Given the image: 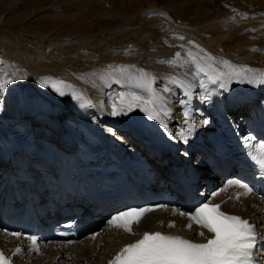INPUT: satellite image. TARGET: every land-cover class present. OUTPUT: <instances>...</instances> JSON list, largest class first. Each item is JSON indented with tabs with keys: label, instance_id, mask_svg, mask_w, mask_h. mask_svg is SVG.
<instances>
[{
	"label": "bare ground",
	"instance_id": "1",
	"mask_svg": "<svg viewBox=\"0 0 264 264\" xmlns=\"http://www.w3.org/2000/svg\"><path fill=\"white\" fill-rule=\"evenodd\" d=\"M236 5L237 12L229 6L227 9L230 13L226 10L228 13L217 14L209 10L201 19L193 16L192 22L184 25L169 20L160 27L155 25L152 28L148 24L150 20L148 23L129 21L124 31L122 29L119 33L106 35L109 39L102 36L101 39L105 38L100 40L103 45L93 48L89 47L90 42L87 41H82L75 48L63 44L56 46L52 40L41 43L32 36V39L21 40L18 36L13 37L7 29L0 28V61L3 62L0 63V78L13 80L0 98V116L22 108L35 134L59 147H72L63 132V122H76L78 118L74 99L71 95L61 97L52 88L38 83L44 77H53L83 93L85 100L91 103H78L88 107L106 133L121 141L123 148L138 158L149 155L152 142H158L159 122L149 119L139 109L127 115H111L110 105L122 92H134L145 101L153 93L155 97L162 98L163 104L170 110V116L165 118L167 124L178 137L181 129L187 128L184 117L186 110L191 114L188 123L194 124L196 130H214L210 125L211 117L204 109L198 80L180 70V67L161 61L174 58L177 51L183 54L188 48L194 53L199 52L194 47L199 45L204 50L202 56L210 54L217 61L227 60L264 74V0H236ZM110 15L124 17L113 12ZM73 18H66L63 23ZM181 45L184 47L181 48ZM215 66L226 70L219 63ZM261 87L264 95V84ZM239 112H243V109L240 108ZM205 120L208 123L205 124ZM192 153L198 151L194 149ZM178 154L185 156L184 150L178 151ZM153 161L149 159L151 164ZM194 164L196 169L205 171V177L209 176L203 154H197ZM166 167H155L156 173L162 174ZM0 182H5L4 176L0 177ZM11 183L16 187L12 202L25 200V184L14 179ZM233 188L235 192H232ZM242 191L243 188L239 186L229 184L222 187L219 183L208 194L210 201L220 202L236 213L251 217L256 222L258 232L264 233V201L254 194L230 199ZM46 205L42 204L44 208ZM174 213L178 211L165 207L145 215L139 224L132 225L135 234L106 222L101 230L91 232L83 240L57 249L50 245L33 249L18 237L5 236L1 230L0 240L11 253L18 247H24L17 255V264H109L110 258L123 245L138 240L145 230L164 229L204 240L210 235L206 229L196 226L188 229V218ZM170 222H174L175 227L169 228ZM200 231L204 232V236L198 235Z\"/></svg>",
	"mask_w": 264,
	"mask_h": 264
},
{
	"label": "snow or ice",
	"instance_id": "2",
	"mask_svg": "<svg viewBox=\"0 0 264 264\" xmlns=\"http://www.w3.org/2000/svg\"><path fill=\"white\" fill-rule=\"evenodd\" d=\"M183 39V37H181ZM184 46L181 45V48ZM199 52L194 53L190 48L185 49L184 53L176 52L174 58L161 61L174 67H185L191 71L194 79L199 80V86L207 89L208 84L218 85L220 89L227 90L232 81L238 83H256L264 84V74L260 77L251 76L255 70L247 66H238L227 60L217 61L210 54L201 55L204 52L199 45H194ZM0 63H3L0 61ZM223 65L224 71L215 65ZM146 75V74H145ZM179 82V81H174ZM12 79L7 77L0 78V98L3 97L5 90ZM38 83L45 88H52L59 96L71 95L74 100L86 101L83 93H78L73 86L64 81H58L53 77H44ZM211 94L202 97L206 102H210ZM158 100L160 101L158 103ZM84 104H81L83 107ZM110 114L113 116L127 115L130 112L139 109L144 112L149 119L158 121L161 126L173 135L168 129L166 117L170 116V110L163 104L162 98L155 97L153 93L149 100L145 101L140 95L134 92L120 93L112 101ZM190 112L185 111L186 129H181L179 136L187 142V133L195 130L194 124H189ZM204 123H208L207 120ZM111 131V130H109ZM115 135V133H113ZM246 147H255V153H249L252 160L264 169V143L254 146L245 141ZM231 185L239 186L251 194L252 188L247 184H242L239 180L229 182ZM235 199H240L237 194ZM232 199V198H230ZM153 208H130L113 216L109 221L110 226L123 228L130 234L133 232V224H139L143 216L153 211ZM180 216H187L189 223L186 225L191 229L193 224L202 229H206L211 234V238H206V242L196 243L178 235H169L160 231H145L142 238L134 243L123 247L109 264H259L256 260V253L260 251L258 247L264 243V233L258 232L257 226L249 220L238 215L229 214L221 210L220 204L204 202L194 206L191 210L179 211ZM169 228L175 227L174 222L168 224ZM10 235L20 237L21 233L13 232ZM199 236H204L200 231ZM33 245L36 244V237H29ZM21 251L18 247L12 253L16 255ZM0 264H12L11 258L5 256L0 251Z\"/></svg>",
	"mask_w": 264,
	"mask_h": 264
},
{
	"label": "rangeland",
	"instance_id": "3",
	"mask_svg": "<svg viewBox=\"0 0 264 264\" xmlns=\"http://www.w3.org/2000/svg\"><path fill=\"white\" fill-rule=\"evenodd\" d=\"M224 1L0 0V28L7 29L13 37L18 36L21 40L33 37L41 43L52 40L56 46L63 44V46L71 45L75 48H78L82 41H87L90 42L89 47L93 48L99 44L103 45L100 40L109 39L106 35L119 33L122 29L124 31L129 21L148 23L150 20L148 24L153 28L155 25L160 27L169 20V22L184 25V23L192 22L193 16L201 19L208 14L209 10L224 14L227 11L230 13L229 7L230 9L233 7L232 11H238L235 10L236 0H234L235 3L232 0ZM112 12L114 15L119 13L124 17L111 16ZM69 17L74 18L63 23ZM102 36L106 37L101 39Z\"/></svg>",
	"mask_w": 264,
	"mask_h": 264
}]
</instances>
